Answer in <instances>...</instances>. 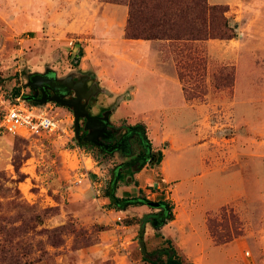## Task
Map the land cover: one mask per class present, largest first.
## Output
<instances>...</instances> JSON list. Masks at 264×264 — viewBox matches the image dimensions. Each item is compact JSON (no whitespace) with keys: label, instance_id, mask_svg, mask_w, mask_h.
I'll return each mask as SVG.
<instances>
[{"label":"rangeland","instance_id":"1","mask_svg":"<svg viewBox=\"0 0 264 264\" xmlns=\"http://www.w3.org/2000/svg\"><path fill=\"white\" fill-rule=\"evenodd\" d=\"M102 3L105 2L0 0V226L9 229L25 222L19 232L26 242L21 246L24 251L27 246L23 261L28 264H150L142 259L141 246L151 253L168 245L166 238L150 224L142 227L139 217L111 206L104 190L122 157L119 154L113 159L100 157L81 145L76 150L75 145L79 144L74 138L71 114L65 108L53 102L41 105L58 114L66 135L61 132L25 138L7 133L1 126L6 108L13 103L15 89L19 88V94L24 96L28 92L26 76L47 68L57 75L70 70L91 72L111 98L125 96L129 91V101L123 98L114 103L119 104L120 112L128 115L130 121H147L138 112L165 107L161 85L147 81L134 87L139 77L136 79L132 73L141 62L132 54L137 47H120L107 37L109 25L103 23L102 12L106 11ZM228 11L225 15L233 27V38L244 43V57L238 59L237 68L219 61L208 65L204 46L185 42L181 45L171 42L167 48L164 42H156L155 48L163 52L154 62L163 63L166 69L175 65L186 97L197 101L206 99L208 89L214 87L229 96L236 77L237 84L243 88L240 94L244 95L250 79L253 86L247 95L253 101L256 115L260 105H264V0H238ZM120 20L119 15L112 26H119ZM80 51L82 55L77 57ZM225 104L222 98V106ZM230 119L223 113L219 118L222 136H234L232 132L239 130ZM260 127H264V108L252 124V132L249 130L246 135L252 138L253 148H264V129ZM186 129L188 135L176 143L184 166L179 176L183 189L194 201V220L202 234L201 226L205 223L201 219V207L213 209L223 198L224 187L193 186L196 182L193 177L199 174L200 167L191 121L186 122ZM160 130L159 124L149 125L147 136L152 141L160 140ZM166 146L167 143H161L159 147ZM259 161H263L262 185L253 187L251 197L240 200L236 206L221 207L210 215L217 231L226 228L233 234L232 240L239 241L229 247L243 255L249 264H264V157ZM147 193L153 199L164 196V190L153 187ZM165 201L170 204V200ZM59 226L64 227L62 243L53 246L47 231ZM204 232L209 237L205 226ZM18 239L9 240L14 244ZM7 242L0 234L1 264L10 247ZM172 246L187 261L173 243Z\"/></svg>","mask_w":264,"mask_h":264},{"label":"crops","instance_id":"2","mask_svg":"<svg viewBox=\"0 0 264 264\" xmlns=\"http://www.w3.org/2000/svg\"><path fill=\"white\" fill-rule=\"evenodd\" d=\"M207 1L209 4L226 5L228 8H232L238 3V0ZM102 4L103 11H106L105 13L102 12V15L104 14L103 23L109 25L106 28L107 37L120 47H137L132 51V54L135 60L141 62L136 64L132 73L136 79L139 77V82H135L134 87L147 81H150L151 84L161 85L159 89L163 93L165 106L158 111L138 112L139 115H142L143 120L148 121L141 122L138 120L144 125L146 135L149 125H160V140L152 141L147 136L151 149L161 152L160 162L153 165L149 164L150 169H146V165H144L140 169L128 173L126 178H122L117 182L116 196L130 199L145 195L144 197L149 201L154 200L152 202L170 200V204L165 205L169 208L172 216L159 226L157 233L170 239L187 261L193 264H249L243 255L237 254L229 247L233 243H239L236 239L216 245L209 233L206 221L207 217L219 208L227 205L236 206L240 200L251 197V189L262 185L263 161L259 160H263L264 148H253L252 138L246 135L249 130H252V124L256 122V118L262 113L264 105H260L261 109L255 115L253 101L247 95V92L252 90L251 80L249 79L248 85L245 86V94L243 95L240 94L243 88L241 84H237V77L231 86L232 94H229V96L223 95L224 90L214 87V90L208 89L206 99L202 101L188 99L178 78L175 65H173V69H166L162 66L163 63L154 62L160 52H163V50L158 51L155 48L156 42H164L166 44L165 48L169 47L171 42H178V45L185 42L204 46L208 65L219 61L223 65H235L237 68L238 59L244 57V53H242L244 43L242 40L235 38H210L193 41L125 38L124 28L127 19V6L109 2ZM229 12H232V10ZM119 15L121 18L120 25L113 27L112 24L117 22ZM122 54L124 55V52ZM103 91L108 92L105 87H103ZM133 91H135V88ZM127 92L129 93V91ZM130 98L131 93H129V98L126 101H129ZM222 98L226 102L224 106H222ZM134 100L133 95V104ZM118 112L125 118L129 117L122 114L120 108H118ZM222 113L230 117L231 124L239 129L238 132H232L234 136H222L219 129V118ZM187 121H191L193 125L192 134L195 136L197 144L196 157L200 167L199 174L193 177V180L196 181L193 186L197 189H208L211 186L224 187L223 198L216 202L217 204L214 205L213 209L201 207V219L205 223L204 226L209 237H206L203 225L201 226L202 234L198 229L199 225L195 222L193 214L196 209L194 201L190 197L191 195L183 189L179 176V172L184 169V166L181 164L182 154L178 153L180 149H178L179 146L176 143L179 139L188 135L186 132ZM260 129L263 130L264 127H260ZM161 143H167V146L160 148ZM149 187L160 189V191L164 190V196L160 199L151 198L147 193ZM239 187L243 189L237 190ZM156 209L157 211H154ZM156 209H152L147 204H129L126 208L119 210L140 219L146 214L157 213L159 208ZM154 219H150L145 224L151 225V221ZM207 249L210 250L206 251Z\"/></svg>","mask_w":264,"mask_h":264},{"label":"trees","instance_id":"3","mask_svg":"<svg viewBox=\"0 0 264 264\" xmlns=\"http://www.w3.org/2000/svg\"><path fill=\"white\" fill-rule=\"evenodd\" d=\"M103 2L123 4L127 6V19L124 28L125 38L142 39V40H170V41H193L206 39H231L235 36L233 27L229 23L225 13L228 11L226 5H212L207 0H101ZM81 51L77 53V57L81 56ZM183 69V68H182ZM181 77V74H180ZM13 99L19 95V88L13 93ZM37 104L35 102H32ZM161 152H158L156 164L161 160ZM116 181L112 178L108 182L104 190V195L109 199L112 207L124 209L129 204H147L151 202L144 196L135 198H120L115 194L117 182L122 179L121 175L116 177ZM161 204H167L166 201H159ZM224 207V206H223ZM233 213H231L232 215ZM158 216L157 213H150L138 219L143 227L150 219ZM171 217V212L169 213ZM233 216V215H232ZM235 220V219H234ZM207 226L209 233L216 245L223 244L232 240L233 234L224 229L222 232L217 231V225L213 223L212 217H207ZM25 222L18 226H12L6 229L0 226V234L4 240L8 241L9 248L6 253L3 264H28L23 261L26 254L27 246L24 248L21 244H25L21 229ZM227 227V225H225ZM64 227L59 226L47 231L48 240L51 245L58 246L62 243L61 234ZM162 237V235H160ZM12 237H19L14 244L9 240ZM167 246L153 250L148 253L145 246H141L142 259L150 264H193L185 261L177 254L172 241L168 238L164 239ZM25 242V243H23ZM155 255V258L148 256ZM164 256V259L160 257ZM1 264V263H0Z\"/></svg>","mask_w":264,"mask_h":264},{"label":"flooded vegetation","instance_id":"4","mask_svg":"<svg viewBox=\"0 0 264 264\" xmlns=\"http://www.w3.org/2000/svg\"><path fill=\"white\" fill-rule=\"evenodd\" d=\"M57 79L65 81L57 82ZM29 80L32 85H27L26 76L25 88L28 92L23 96L26 100L37 104L45 101L43 104H47L53 102L49 99L54 97L58 102L53 103L65 108L71 114L73 123L77 115L79 137L76 141L79 145L100 157L113 159L116 154L122 157V163L113 169V180L116 181L118 175L124 179L128 173L144 165L156 164L159 151L151 149L144 125L139 121H130L118 112L119 104L114 103L117 96L111 99L93 73L70 70L57 75L53 69L47 68L43 72H33ZM61 102L72 103L63 106ZM169 213V208L160 207L156 219Z\"/></svg>","mask_w":264,"mask_h":264},{"label":"built area","instance_id":"5","mask_svg":"<svg viewBox=\"0 0 264 264\" xmlns=\"http://www.w3.org/2000/svg\"><path fill=\"white\" fill-rule=\"evenodd\" d=\"M61 124L62 119L57 113L52 114L51 109L29 102L20 94L6 108L1 120L5 132L25 138L35 135L54 136L61 132L66 135V127ZM75 149L79 151L80 145H75ZM245 255H249V252H245Z\"/></svg>","mask_w":264,"mask_h":264},{"label":"water","instance_id":"6","mask_svg":"<svg viewBox=\"0 0 264 264\" xmlns=\"http://www.w3.org/2000/svg\"><path fill=\"white\" fill-rule=\"evenodd\" d=\"M22 73L24 74V71H22ZM32 75V73H29L28 75H27V77H28V83H27V85H32V83H29V78H30V76ZM38 75V74H37ZM65 79H67V78H65ZM65 79H57V82H63V81H65ZM123 98H125V99H128L129 98V93L127 92L126 94H125V96H120L118 99H117V101H119V100H121V99H123ZM50 101H53V102H58V99H55L54 97H51L50 99H49ZM76 101V100H75ZM78 101V100H77ZM45 102V101H44ZM43 102V103H44ZM74 102V101H73ZM43 103L41 104V105H43ZM72 102H70V103H68V102H61V105H63V106H69L70 104H71ZM84 114H85V117L88 119V120H90L91 118L88 116V114L86 113V112H84ZM75 121H74V123H73V131H74V138H75V140H77L78 139V137H79V126H78V117H77V115L75 114ZM142 165H140V167H141ZM147 205L148 206H150V207H154V208H160V207H164L165 209H167L168 207L167 206H165V205H162L161 203H159V202H147ZM166 219H170V216L167 214L166 215V217H161V218H157V219H154V220H152L151 221V226L154 228V230H155V232H157L158 231V229H159V226L160 225H162L164 222H165V220Z\"/></svg>","mask_w":264,"mask_h":264},{"label":"bare ground","instance_id":"7","mask_svg":"<svg viewBox=\"0 0 264 264\" xmlns=\"http://www.w3.org/2000/svg\"><path fill=\"white\" fill-rule=\"evenodd\" d=\"M168 164V163H167ZM166 169V168H165Z\"/></svg>","mask_w":264,"mask_h":264}]
</instances>
